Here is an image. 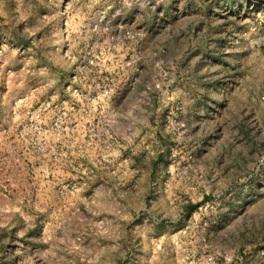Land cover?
I'll return each mask as SVG.
<instances>
[{
	"label": "rangeland",
	"instance_id": "1",
	"mask_svg": "<svg viewBox=\"0 0 264 264\" xmlns=\"http://www.w3.org/2000/svg\"><path fill=\"white\" fill-rule=\"evenodd\" d=\"M263 248L264 0H0V264Z\"/></svg>",
	"mask_w": 264,
	"mask_h": 264
},
{
	"label": "built area",
	"instance_id": "2",
	"mask_svg": "<svg viewBox=\"0 0 264 264\" xmlns=\"http://www.w3.org/2000/svg\"><path fill=\"white\" fill-rule=\"evenodd\" d=\"M260 254H264V248L260 251ZM208 260L209 261H213V258L212 257H209Z\"/></svg>",
	"mask_w": 264,
	"mask_h": 264
},
{
	"label": "trees",
	"instance_id": "3",
	"mask_svg": "<svg viewBox=\"0 0 264 264\" xmlns=\"http://www.w3.org/2000/svg\"><path fill=\"white\" fill-rule=\"evenodd\" d=\"M215 58H217V56ZM222 63H224V64L226 63L224 59H222Z\"/></svg>",
	"mask_w": 264,
	"mask_h": 264
}]
</instances>
